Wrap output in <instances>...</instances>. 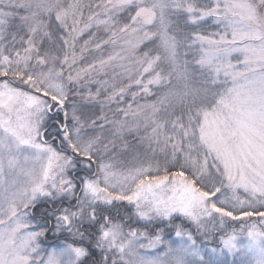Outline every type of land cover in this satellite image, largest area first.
I'll return each mask as SVG.
<instances>
[{"label": "rangeland", "instance_id": "1", "mask_svg": "<svg viewBox=\"0 0 264 264\" xmlns=\"http://www.w3.org/2000/svg\"><path fill=\"white\" fill-rule=\"evenodd\" d=\"M8 7L23 12L18 23L28 40L22 50L15 47L23 40L11 30ZM130 7L135 16L120 26L119 15ZM172 9L220 24L223 33L197 37L178 53L167 34L166 13ZM50 22L62 29L60 45L67 51L62 62L51 46L37 44ZM150 31L169 64L161 78L153 74L154 61L143 64L133 55ZM191 55L193 62L186 59ZM90 62L110 86L121 80L136 84L143 77L151 85L171 81L164 93L167 130L182 140L195 137L219 168L223 188L207 195L181 173L162 174L168 160L151 152L143 159L125 158L119 166L112 161L92 166L86 160L92 142L81 127L67 124L65 111L67 84L85 79L91 68L79 70ZM4 76L21 88L0 80V264H78L86 256L68 243L45 246L30 219L35 204L56 203L61 192L74 200L71 175L82 169L92 177H81L75 211L80 221L124 203L135 220L166 225L170 234L160 227L149 241L126 235L120 222H104L95 246L103 264H264V0H0ZM186 103L202 106L197 124L180 110ZM61 113L65 123L59 120L51 132L63 128L60 149L73 156L46 143L50 116ZM178 115H185L181 128L176 120L171 124ZM151 119L148 110L137 114L139 122ZM212 184V178L202 183ZM61 210L69 219L72 213Z\"/></svg>", "mask_w": 264, "mask_h": 264}, {"label": "trees", "instance_id": "2", "mask_svg": "<svg viewBox=\"0 0 264 264\" xmlns=\"http://www.w3.org/2000/svg\"><path fill=\"white\" fill-rule=\"evenodd\" d=\"M196 7V10H198L201 8V5L196 4ZM8 10L12 21L10 23L13 25L11 30H18V35L21 33L20 40L21 38L23 40L20 43L17 42L15 47L20 45L21 49H18L22 50L25 47L24 42L28 40L23 26L21 27L18 23L20 17L23 16V12L21 9H9V7ZM134 16L135 8L130 7L119 15L117 22L120 26H127ZM166 21L168 23L167 34L175 41L174 45L178 53L190 47L197 37H208L210 34L212 37L216 33L218 35L223 33L220 24L212 23L209 20L206 23L199 22L197 21V17H191L184 10H168ZM17 24L18 28L15 26ZM61 31L62 29L59 26H55L51 22L48 23L46 36L37 40V44L41 48L51 46L53 52L60 55L59 61L61 60L62 62L63 58L67 55V51L63 52L61 48L63 45H60ZM152 33L150 31L141 36L143 40L136 47L133 55L137 62L143 64L148 61H154L155 69L153 74L161 78L169 64L164 60V53L158 36L154 35L150 37ZM78 45L82 44L78 42ZM18 49L16 51H19ZM75 54L78 53L75 52ZM186 59L193 62L192 55L187 56ZM77 67L74 66L73 69ZM89 68H91L90 74L87 72L86 78L82 79L77 85L76 83L67 84L65 111L69 109L66 120L67 124L81 127L83 133L93 144H91L93 153L86 159L92 166H96L98 161H112L116 162L117 166H119L120 162H124L125 158L129 159L135 156L143 159L145 154L151 152L156 157L160 154L165 160H168V164L161 165V168H164L162 174L181 173L191 181L195 189L207 195H212L214 190L223 188L224 181L219 168L206 151L199 147L195 137L190 139L188 136L187 140H182V138L174 136L167 130L165 114L167 106L164 101V93L171 81L164 85H161V83L159 85H151L146 83L147 77H143L136 84H129L121 80L118 82V86H110L106 84L101 71L96 70L95 62L82 65L79 72L82 71L84 73ZM63 71H65L64 68ZM219 88V86H215L216 93ZM201 109L202 106L197 103H186V105L180 107V110H183L185 114L190 113L192 118L191 124H197V119L194 123L195 114L201 112ZM142 110L150 111L152 116L151 123L137 121V114ZM135 112L137 113L135 114ZM174 120L178 124L175 125ZM171 124L180 126L181 128L185 124V115L184 117L178 115L172 118ZM128 125L134 129L124 130ZM206 178H212L213 184L210 186L202 185ZM104 209L116 216L115 219L112 217L113 220L107 222H121L125 216L131 222L141 224L135 220L133 210L124 203H114ZM102 210L99 208L95 211L96 215L93 216L94 222H91L92 229L96 225H98V228L101 225L103 226L104 222L98 219V214L101 215ZM175 221H172L171 225ZM152 227L154 233L160 227L161 229L164 227L163 232L169 234L166 225L156 224ZM126 228L133 230L131 226H127ZM97 230L92 231L95 237L98 235ZM92 257L93 254L91 252L88 259ZM97 263L98 261L87 262V264Z\"/></svg>", "mask_w": 264, "mask_h": 264}, {"label": "flooded vegetation", "instance_id": "3", "mask_svg": "<svg viewBox=\"0 0 264 264\" xmlns=\"http://www.w3.org/2000/svg\"><path fill=\"white\" fill-rule=\"evenodd\" d=\"M1 79L6 80L8 83L14 85L15 87L21 88L19 85L7 79L5 76L0 77V80ZM59 124L60 123L58 116H53L49 128H54ZM62 130L63 128L60 129L59 132H61ZM48 132L51 131L46 130L44 132L45 134H47V138L49 139L46 143L49 142L57 144V142H60L59 138L57 137L59 135V132L55 133V135H52V132ZM62 151L66 152L65 150ZM77 173V176L74 173L71 175L72 180L77 186V192L76 194H74V200L70 201L65 197L67 195V192H61V199L56 203H52L48 200L35 204L31 209L30 219L33 221V223H35L33 228L38 229L42 232L41 241L45 246L53 247L59 245L60 243H68L72 246L80 247L86 251V256L78 264H87V262L89 261H98L97 264H103L104 258L99 250L95 247L98 243V241H96L97 237H95L92 232L96 231L97 229V231H99L98 225H96L95 228L92 229L91 222H94V219L89 220V216H87V220L83 222L75 217V211L79 207L78 200L80 197V192L82 190L81 177H92L84 169L78 170ZM63 208L68 209V211L72 213L69 219L67 218V215L65 216L62 214L63 212L61 209ZM107 211L108 210L103 209L101 211L102 214H98L99 221L102 220L103 222H107L113 220V218H116L114 214L108 213ZM121 222L123 224L122 229L124 230L126 235H129L130 233L131 237L139 234V237L141 239L145 237L146 240L150 241L154 235L153 227L149 224L143 225L133 223V221L131 222V220H128V218H126L125 216L122 218ZM127 226L133 227V230L127 229ZM158 232L159 231H156V233ZM91 252L93 254V257L88 259Z\"/></svg>", "mask_w": 264, "mask_h": 264}]
</instances>
